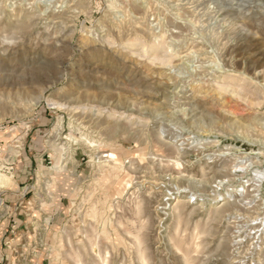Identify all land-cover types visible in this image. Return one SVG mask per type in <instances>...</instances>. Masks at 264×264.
<instances>
[{"label": "rangeland", "instance_id": "374dc122", "mask_svg": "<svg viewBox=\"0 0 264 264\" xmlns=\"http://www.w3.org/2000/svg\"><path fill=\"white\" fill-rule=\"evenodd\" d=\"M0 175L40 264H264V0H0Z\"/></svg>", "mask_w": 264, "mask_h": 264}, {"label": "crops", "instance_id": "0c3cea01", "mask_svg": "<svg viewBox=\"0 0 264 264\" xmlns=\"http://www.w3.org/2000/svg\"><path fill=\"white\" fill-rule=\"evenodd\" d=\"M15 221V227L6 223L0 226V264H40L37 259L40 249L34 246L36 221L23 213Z\"/></svg>", "mask_w": 264, "mask_h": 264}, {"label": "bare ground", "instance_id": "6f19581e", "mask_svg": "<svg viewBox=\"0 0 264 264\" xmlns=\"http://www.w3.org/2000/svg\"><path fill=\"white\" fill-rule=\"evenodd\" d=\"M4 175H0V182L1 183H4V184H6V183H8V180L5 178V177H3ZM0 203H1V201H0Z\"/></svg>", "mask_w": 264, "mask_h": 264}]
</instances>
